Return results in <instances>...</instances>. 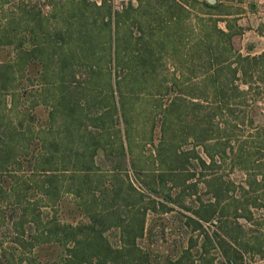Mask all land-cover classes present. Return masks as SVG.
<instances>
[{"label":"rangeland","instance_id":"obj_1","mask_svg":"<svg viewBox=\"0 0 264 264\" xmlns=\"http://www.w3.org/2000/svg\"><path fill=\"white\" fill-rule=\"evenodd\" d=\"M18 1L33 6L47 17L45 26L52 34L54 29H64L71 22L79 33V44L84 41L89 43L94 53L88 55L84 51L76 59L66 57L61 60V63L69 64L75 60L77 64L74 78H70L63 95L58 94L61 91L59 87L44 86L41 73L23 69L20 73L17 64L14 68L17 78L15 89L9 93L0 92V112L4 123L10 119L21 131L19 123L27 128L29 120L34 117L32 128L39 129V133H49L41 134L46 142L51 138L50 132L58 136L57 140L51 141L56 142L53 144L55 147L52 146L58 157H69L65 162H72L81 151L86 155L92 153V148L97 146L95 167L104 173L105 178L114 181V175H119L136 189L141 204L157 203L154 212L147 211L150 234L140 241L144 249H150L152 256H156L152 264H170L169 260L177 264L176 259L192 234L190 228L184 226L185 216L192 215L191 210L199 204L205 206L208 203H217L214 219L243 225L244 241L254 243L258 239L260 250L243 252L238 264H264V186L253 184L251 189L248 185L245 187L248 193L240 189L254 177L253 174L264 182V146L258 142L252 144L257 129H264V0H218V8L212 12L216 16L200 8L198 0H182L187 8L181 6L178 0H106V5L111 6L116 16L110 15L111 39L104 42L107 36L100 30L105 27L101 21L102 14L91 6L98 5L102 0H85L88 21L95 17L92 23L94 29L89 33L78 32L86 21L76 11L68 12L74 15L73 20H65L64 13L68 7L79 0ZM9 8H12L11 5ZM212 19H218L215 26L224 31H227L226 24L230 26L229 31L233 33L230 49L225 38L213 32ZM23 24L22 21L16 31L15 42L24 37L21 30ZM35 31L36 39L44 40L42 30L40 32L36 27ZM210 38L214 41L219 39L218 45L213 44L215 50L208 46ZM72 44L66 43L65 49H70ZM83 45L86 46V43ZM3 48L11 50L9 46ZM236 53L259 56V60L255 66L252 65V71H247L245 75L241 71L236 74L245 82L234 80L223 85L232 111L223 110L221 115L211 96L210 81L215 66L209 60L217 54L221 60H232ZM7 59L15 62L18 57L12 52ZM48 71L47 74L52 70ZM57 74L61 76L59 71ZM219 74L221 78L224 75L229 77L226 70H221ZM58 82L61 84L62 81ZM43 98L47 104L41 103ZM35 103L39 106L35 107ZM53 105L56 109L50 115ZM213 113L216 114L208 118L207 115ZM115 115L118 118L117 127ZM37 118L45 122L36 126ZM101 118L105 126L99 125ZM225 118L229 119L228 122ZM234 124L238 126H232ZM223 127L228 132H224ZM227 134L231 135L234 145L243 142L245 148L250 149L248 155H252V165L256 168H250L246 175L238 169L231 170L227 158L225 163L206 167L194 158L197 154L208 161L203 145L211 149L213 143L221 141ZM31 135L41 137L35 132L33 134V130ZM100 137L104 146L94 143V139ZM16 138L21 140L18 135ZM120 140L127 146H124L125 156L121 158L119 174H115L110 172L116 162L112 149L118 146ZM3 157L2 154L1 163ZM16 167L9 165L0 172V185L4 188L9 185L3 198L0 197V214H6L3 221L0 219V242H4V246L13 239L9 238L12 233L6 228L11 219L16 220L22 206L26 205L29 209L30 203L37 200L30 190L33 186L32 168L27 170L26 164ZM97 169L94 168V173ZM158 175L164 179L160 185L155 184ZM217 182L223 188L230 187V190L225 199L212 201L213 186ZM15 194H20L21 203L15 202ZM164 195H169L171 200H165ZM254 195H257V201H252ZM245 197L249 201H245ZM65 199L74 201L69 195ZM242 205L249 206L252 212L250 220L241 216V213L249 215L247 211L236 212L237 207ZM84 216L77 214L73 221H82ZM202 224L208 232L217 230L209 222ZM106 235L113 246L120 245L117 230H109ZM192 254L193 264H204L201 257L206 254L203 255L198 248H193ZM25 257L31 258V254ZM205 257H215L219 262L222 260L217 249L211 250ZM7 259L9 261L5 263ZM0 261L1 264L15 262L8 250L5 255H0ZM134 264L140 263L134 261Z\"/></svg>","mask_w":264,"mask_h":264},{"label":"trees","instance_id":"obj_2","mask_svg":"<svg viewBox=\"0 0 264 264\" xmlns=\"http://www.w3.org/2000/svg\"><path fill=\"white\" fill-rule=\"evenodd\" d=\"M197 4L200 5V8L207 9L212 16H216L212 12L218 8L217 0L213 3L208 0H198ZM9 5L12 8H9ZM67 6L69 5L67 4ZM87 6L85 0H79L75 5L71 4L64 13L66 22L70 19L73 20L74 15L68 13L70 10L76 11L82 17L84 16L86 22L83 27L78 29L80 33L83 31L89 33L94 29L92 23L95 17L88 21V17L85 15ZM91 6L102 14L101 21L105 24V27L100 30L102 34L107 36L102 42L107 39L110 40L112 30L110 15L116 16L115 12L112 11L110 5H106V0H102L98 5L92 4ZM32 7L18 0H0V20L2 21V25H0V92L9 93L15 89L16 85H14V82L17 81V78L14 74V68L18 64L20 73L22 72L21 69L31 73L34 70L37 73L39 72V74L41 73L42 84L44 86L49 84L57 89L59 87L61 91L58 94L63 95L67 88L66 85L71 81L70 78H74L73 74H75L77 64H75V60L70 62V64L68 62L61 63V60L66 59V57L76 59L77 55L84 51L88 55H92L94 49L91 48L92 45L85 41L79 44L77 40L79 33L76 32L77 29L71 22L69 23L70 27L67 25L61 30L54 29L52 31L53 34L49 32L46 27L48 18L42 16L39 10H35ZM22 21L25 23L21 26L24 37L15 42L16 31ZM217 21L218 19H212V30L225 38L228 49H230V38L233 34L229 31L230 26L226 24L227 31H224L215 26ZM36 27L39 28L40 32L42 30L41 35L44 36V40L39 41L36 39ZM70 42L73 43L72 47L65 49V44ZM208 42L209 48L215 50L216 47H213V44L218 45L219 39L214 41L210 38ZM84 43H86V46L83 45ZM6 46L11 47V50L3 48ZM99 49L103 50V48ZM12 52H15L18 57L15 62L7 59ZM258 60L259 56L242 55L241 53H236L232 60L226 58L221 60L219 54L214 55L213 59L209 60L210 62L213 61L212 66H215L213 78L210 82L212 84V99L217 109L221 112L218 114L222 115L223 110L226 109L229 113L232 111L227 103L223 85L227 81L233 83L234 80L245 82L242 78L236 77V74L241 71V74L245 75L247 71H252ZM49 69L52 71L47 74ZM68 70L71 71L68 72ZM221 70H226L229 77L224 75L221 78L219 74ZM58 71L61 76H58ZM58 81H62L61 84ZM55 82H57V85ZM56 98L53 102H55ZM41 100V103L47 104L45 98ZM4 106L6 107L5 104ZM36 106H39L38 103H35ZM51 108L50 115L56 109L54 105ZM215 114H208L207 116L212 118ZM33 120L34 117L29 120L27 128H23L22 123H19L22 128L20 131L19 127L14 126L10 119L5 124L0 112V172L6 170L9 165L20 168V165L23 167L26 164L29 171L32 168L33 186L30 190L31 194L37 198L36 201L30 203L31 207L29 209L26 205H21L20 215L15 217L16 220L11 219L6 228L10 229L12 236L9 238L13 239L6 246L3 245L5 244L4 242H0V250H2L0 255H5L6 250H8L11 258L15 261L12 264H23L26 262L27 264H134V261L140 264H152L155 262L156 256H152L150 249H144L140 245V241L150 234V228L147 226V211L151 210L154 212L157 203H152V205L141 204V201H139L141 197H137L136 189L129 181L119 175H114V181L105 178L104 173L95 167L94 157L97 146L92 148V153L86 155L83 153L84 151H81L72 162L70 160L65 162L69 157L63 158L55 155L53 144H56V142H51L57 140L58 136L55 137L50 132L51 138L46 142L45 137L41 135L45 131H40L39 133V129L32 128ZM42 120L37 118L36 126L45 122ZM114 120L117 127L118 118L116 115ZM225 120L228 122L227 120L229 119L225 118ZM98 123L105 126L102 118L99 119ZM232 126L237 127L238 124ZM32 130L33 134L35 132L40 134L41 137L38 135L32 136ZM223 130L228 132L225 127H223ZM28 132H30L29 136ZM45 134L49 133L45 132ZM17 135L21 140L16 138ZM94 140L95 144L101 143L103 145L101 137ZM255 142L264 146V129L260 131L257 129L252 144L254 145ZM125 143L120 140L118 146L112 149L115 152L116 162L114 161L115 166L110 172L119 174L118 168L122 165V159L125 156ZM212 146L211 149L206 144L202 147L208 161L197 154L194 156L202 167L210 164L213 166L220 165L225 163L227 158L230 169H238L244 175L247 174L250 168H256V165H252V155H248L250 154V149H246V145L243 142L234 145L230 134H227L221 141H216ZM49 149H51V152ZM2 154L4 155L3 163H1ZM186 159H188V156L184 157V161ZM184 161L181 160V162ZM94 168L98 170L95 173ZM253 175L254 177L245 182L244 186H240L241 190L248 193V189H245L248 185L251 189H253V184L264 186V182L261 179H257L256 174ZM163 180L158 175L155 184L160 185ZM8 187L9 185H6L5 188L0 185V197L3 198L4 190L8 189ZM229 190L230 187L223 188L218 182L215 183L212 201H220L221 198L225 199ZM66 195H69L74 201L69 202L70 200L65 199ZM15 196L17 198L15 202L21 203L20 194H15ZM22 196H25V194H22ZM255 198H257V195H254L252 201L258 200ZM164 199L171 200V197L164 195ZM245 201H249V199L245 197ZM44 208L49 209V211H42ZM238 210L247 211L249 215L241 213V216L246 220H250L252 212L248 205L237 207L236 212ZM28 211L31 212V216H29ZM162 211L166 212L163 208ZM191 212L192 215L185 216L184 226L189 227L192 234L176 259L177 264H193V248L200 249L203 255H208L211 250L217 249L219 251L222 257L220 262L215 257L206 258V255H204L201 257L204 260V264H238L243 252L260 250V245L257 244L258 239H255L254 243H247L243 240L244 230L241 223H230L220 220V218L214 219L217 213V203H208L205 206L199 204ZM15 214L16 211H14V216ZM77 214H80V216L81 214L85 215L84 220L73 221ZM5 215L0 214L2 221L5 219ZM9 216L14 217L13 215ZM65 217L66 219H64ZM203 222H209L217 230L208 232L204 229ZM112 229L117 230L119 234L120 245L118 247L113 246L106 235V232ZM27 254H31V258L25 257ZM166 260L169 259L166 258ZM8 261L7 259L5 263H8ZM168 262L172 264L173 261L169 260Z\"/></svg>","mask_w":264,"mask_h":264},{"label":"crops","instance_id":"obj_3","mask_svg":"<svg viewBox=\"0 0 264 264\" xmlns=\"http://www.w3.org/2000/svg\"><path fill=\"white\" fill-rule=\"evenodd\" d=\"M215 1V0H214ZM218 1V0H217ZM178 2L180 3L181 6H183L184 8H187L186 5L183 3L182 0H178Z\"/></svg>","mask_w":264,"mask_h":264},{"label":"water","instance_id":"obj_4","mask_svg":"<svg viewBox=\"0 0 264 264\" xmlns=\"http://www.w3.org/2000/svg\"><path fill=\"white\" fill-rule=\"evenodd\" d=\"M209 2H211V3H213L214 2V0H208Z\"/></svg>","mask_w":264,"mask_h":264}]
</instances>
